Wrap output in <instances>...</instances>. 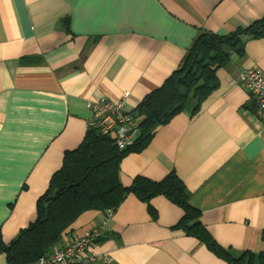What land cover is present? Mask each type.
I'll use <instances>...</instances> for the list:
<instances>
[{"label": "crops", "instance_id": "obj_1", "mask_svg": "<svg viewBox=\"0 0 264 264\" xmlns=\"http://www.w3.org/2000/svg\"><path fill=\"white\" fill-rule=\"evenodd\" d=\"M264 18V0H0V234L9 244L35 220V203L63 154L82 142L86 103L129 93L132 113L178 70L199 32L219 36ZM215 71L216 88L160 127L147 148L120 162L130 187L174 172L212 239L235 257L264 259V129L240 74L264 73V36ZM137 132H135V137ZM128 195L94 250L108 264H231L177 227L182 213L163 197ZM86 212L59 248L95 228ZM53 248V249H54ZM52 249V250H53ZM51 250V251H52ZM0 264H6L0 254Z\"/></svg>", "mask_w": 264, "mask_h": 264}, {"label": "trees", "instance_id": "obj_2", "mask_svg": "<svg viewBox=\"0 0 264 264\" xmlns=\"http://www.w3.org/2000/svg\"><path fill=\"white\" fill-rule=\"evenodd\" d=\"M263 36L264 18L225 36L199 32L178 70L159 89L147 94L135 111L129 112L137 122V136L131 146L119 150L113 146L110 133L87 127L81 144L64 152L61 167L52 174L46 190L36 200L35 220L9 244L2 241L0 234V254L5 256L6 264H36L56 247L81 215L92 211L114 212L130 194L147 205L152 218L156 210L150 202L156 197H163L178 207L182 216L177 227L226 263H256L253 255L243 253L235 257L212 239L201 222L200 212L189 205L174 172L159 182L137 177L130 187H124L119 171L122 158L147 148L157 130L183 110L189 95L202 100L215 90V71L227 65L230 54H243L242 37ZM248 109L257 113L256 102ZM259 264H264L263 258H259Z\"/></svg>", "mask_w": 264, "mask_h": 264}, {"label": "built area", "instance_id": "obj_3", "mask_svg": "<svg viewBox=\"0 0 264 264\" xmlns=\"http://www.w3.org/2000/svg\"><path fill=\"white\" fill-rule=\"evenodd\" d=\"M240 86L257 104V121L264 129V73L258 67L245 69L239 78ZM129 93L116 100L105 98L87 102L86 109L90 115L87 127L102 133H110L113 146L123 150L134 143L136 120L126 110L125 102ZM113 211L107 210L99 225L86 231L81 237L73 239L66 245L54 248L48 255L41 257L36 264H108L107 256L94 250L95 243L103 238L108 229V222Z\"/></svg>", "mask_w": 264, "mask_h": 264}, {"label": "rangeland", "instance_id": "obj_4", "mask_svg": "<svg viewBox=\"0 0 264 264\" xmlns=\"http://www.w3.org/2000/svg\"><path fill=\"white\" fill-rule=\"evenodd\" d=\"M99 241V240H98Z\"/></svg>", "mask_w": 264, "mask_h": 264}]
</instances>
